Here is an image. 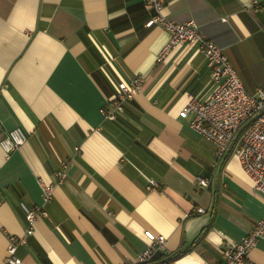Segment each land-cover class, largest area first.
Returning <instances> with one entry per match:
<instances>
[{
  "label": "crops",
  "instance_id": "crops-1",
  "mask_svg": "<svg viewBox=\"0 0 264 264\" xmlns=\"http://www.w3.org/2000/svg\"><path fill=\"white\" fill-rule=\"evenodd\" d=\"M162 13L193 21L243 88L264 92V0H165ZM167 39L145 0H0V139L18 127L27 135L8 155L0 145V264L35 206L47 217L18 246L17 264H135L159 235L163 249L143 264L178 252L163 264H214L225 240L264 218V196L238 159L217 162L179 116L215 84L195 45L157 60ZM143 74L123 112L105 118L116 89ZM62 161L67 178L44 205L38 180L54 182ZM258 241L249 257L264 264Z\"/></svg>",
  "mask_w": 264,
  "mask_h": 264
},
{
  "label": "built area",
  "instance_id": "built-area-1",
  "mask_svg": "<svg viewBox=\"0 0 264 264\" xmlns=\"http://www.w3.org/2000/svg\"><path fill=\"white\" fill-rule=\"evenodd\" d=\"M165 0H145V7L150 13L151 23L158 25L168 34L166 45L158 53L157 60L164 58L168 52L182 44L198 47L204 55L208 68L209 80L215 89L205 101L196 97L179 112L182 119H188L189 127L215 146L216 161L235 156L243 172L253 183L255 193L264 196V92L258 89L248 93L242 86L233 66L223 54L220 47L204 37L193 22L177 23L162 13ZM255 5L258 0H253ZM146 75H138L129 83L116 89L102 108L105 118L115 120L123 112L124 105L141 90ZM27 135L21 128L8 131L0 139V145L8 155L25 144ZM67 161H62L54 173V182L39 179L41 198L45 205L53 198L55 186L61 185L67 178ZM151 184L155 185L154 182ZM206 180L199 179L198 185L205 186ZM197 212L203 213L202 208ZM47 217L44 206H35L25 211L27 228L22 237L9 238L7 254L2 264H17V248L26 243L27 237L34 232L38 219ZM264 238V218L239 241L225 240L221 249L222 260L214 264H257L249 257V252ZM165 237L159 235L137 258L135 264L150 261L163 249ZM134 264V263H127Z\"/></svg>",
  "mask_w": 264,
  "mask_h": 264
},
{
  "label": "trees",
  "instance_id": "trees-1",
  "mask_svg": "<svg viewBox=\"0 0 264 264\" xmlns=\"http://www.w3.org/2000/svg\"><path fill=\"white\" fill-rule=\"evenodd\" d=\"M181 254H182L181 252H178V253H176V254L170 256V258H168V259H167L166 261H164L163 263H168V262H170V261L176 259V257H179ZM163 263H162V264H163Z\"/></svg>",
  "mask_w": 264,
  "mask_h": 264
}]
</instances>
